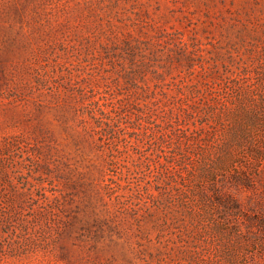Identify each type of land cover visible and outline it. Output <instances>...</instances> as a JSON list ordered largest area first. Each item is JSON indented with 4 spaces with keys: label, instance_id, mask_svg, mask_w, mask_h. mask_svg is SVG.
<instances>
[{
    "label": "rangeland",
    "instance_id": "rangeland-1",
    "mask_svg": "<svg viewBox=\"0 0 264 264\" xmlns=\"http://www.w3.org/2000/svg\"><path fill=\"white\" fill-rule=\"evenodd\" d=\"M0 264H264V0H0Z\"/></svg>",
    "mask_w": 264,
    "mask_h": 264
}]
</instances>
